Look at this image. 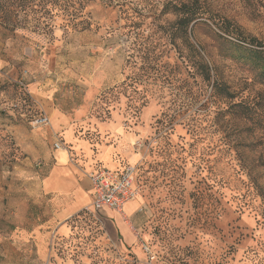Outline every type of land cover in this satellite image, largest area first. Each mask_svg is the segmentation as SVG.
<instances>
[{"label":"rangeland","instance_id":"1","mask_svg":"<svg viewBox=\"0 0 264 264\" xmlns=\"http://www.w3.org/2000/svg\"><path fill=\"white\" fill-rule=\"evenodd\" d=\"M169 1L89 4L84 31L61 28L59 15L50 30L28 20L0 31V264H264V83L210 39L215 21L239 51L264 50V0H199L209 27L187 30L208 68L239 93L232 103L250 107L241 113L178 57L180 46L189 55L186 42L153 16ZM56 109L89 148L91 168H107L108 156L134 170L138 210L119 239L82 214L72 238L41 260L28 238L47 218L34 181L48 173L57 142L75 150L52 130ZM40 115L49 124L36 125Z\"/></svg>","mask_w":264,"mask_h":264},{"label":"trees","instance_id":"2","mask_svg":"<svg viewBox=\"0 0 264 264\" xmlns=\"http://www.w3.org/2000/svg\"><path fill=\"white\" fill-rule=\"evenodd\" d=\"M102 3L103 5L112 6L109 0H0V31L12 33L27 22L33 21L36 25H41L42 29L50 30L52 28V18L54 16L61 17L60 27L63 29H72L84 31L90 26V22L86 18L85 9L89 4ZM155 18L162 20L164 26L168 27V31H172V36H179L186 42L189 55L182 57L181 46L178 47V57L182 63H187L195 75L200 79L201 84H207L211 87V97L222 103L233 102L239 97V93L232 90L221 76L213 74L208 68L204 59L197 50L190 44L187 38V30L196 24L206 25L210 22L207 12L203 10L199 0H175L169 1L162 5L160 12L154 14ZM215 31H211L212 40L218 43V55L222 58L226 57L235 63H246L252 70H257L261 83H264V50H241L223 35L231 36L234 32L224 23L211 22ZM135 24L130 21L127 34L134 39ZM131 35V36H130ZM178 38V37H177ZM173 39V40H177ZM172 42V38L169 39ZM133 43V42H132ZM134 44V43H133ZM173 44V42H172ZM233 50V51H232ZM239 51V52H238ZM237 53V54H236ZM200 87L197 93L202 92ZM232 108L243 110L249 109L244 102L232 103ZM105 168V167H100ZM97 169V168H96ZM87 212L81 211L78 216L72 220V224L77 223V218ZM78 224V223H77ZM76 228H74V231Z\"/></svg>","mask_w":264,"mask_h":264},{"label":"crops","instance_id":"3","mask_svg":"<svg viewBox=\"0 0 264 264\" xmlns=\"http://www.w3.org/2000/svg\"><path fill=\"white\" fill-rule=\"evenodd\" d=\"M49 112L52 116V130L62 131L60 133L65 144L74 146L73 152H79L81 159L73 152L69 154L62 149L53 150L45 157L50 163L48 173L34 181V185L37 186L33 192L34 203L36 206H42L45 203L43 215L47 218L43 221V225L28 238L34 242L36 254L41 260L55 255L52 245L60 243L64 245L63 243L69 241L74 235L72 220L92 203L89 174L95 170L91 168L94 158L89 148L84 142L75 140L68 126L67 117L59 109ZM102 163L107 164V168L111 167V170L120 169L115 167L116 164L108 156L107 158L103 156ZM137 210L138 203L135 200L124 205L125 218L108 208L93 213L100 217L106 229L119 239L128 235L125 224L128 218L131 221L135 220ZM63 264L73 263L64 260Z\"/></svg>","mask_w":264,"mask_h":264},{"label":"built area","instance_id":"4","mask_svg":"<svg viewBox=\"0 0 264 264\" xmlns=\"http://www.w3.org/2000/svg\"><path fill=\"white\" fill-rule=\"evenodd\" d=\"M34 123L47 125L48 119L40 115ZM60 142L54 145L55 149L61 148ZM133 172L131 167L119 170L98 168L89 174L92 185V203L84 212L93 213L108 208L125 218L123 207L126 203L134 201L136 189L134 188Z\"/></svg>","mask_w":264,"mask_h":264}]
</instances>
